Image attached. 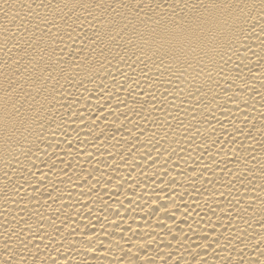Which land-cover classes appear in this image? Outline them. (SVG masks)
I'll list each match as a JSON object with an SVG mask.
<instances>
[{"label":"bare ground","instance_id":"bare-ground-1","mask_svg":"<svg viewBox=\"0 0 264 264\" xmlns=\"http://www.w3.org/2000/svg\"><path fill=\"white\" fill-rule=\"evenodd\" d=\"M0 264H264V0H0Z\"/></svg>","mask_w":264,"mask_h":264}]
</instances>
